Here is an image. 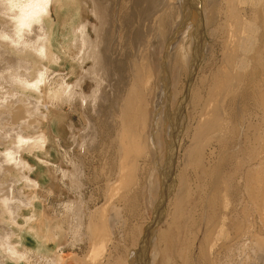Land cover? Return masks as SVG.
I'll use <instances>...</instances> for the list:
<instances>
[{
  "label": "rangeland",
  "instance_id": "obj_1",
  "mask_svg": "<svg viewBox=\"0 0 264 264\" xmlns=\"http://www.w3.org/2000/svg\"><path fill=\"white\" fill-rule=\"evenodd\" d=\"M59 1L62 2L49 0L47 16L42 18L47 34L48 32L50 34L49 42L45 41L46 57L38 56L33 50L17 51L13 45L0 43V78L7 76L12 70L13 66L10 67L9 61L6 62L8 58L27 64L28 68H21L19 73L25 75L29 82L25 90L12 87L7 90L10 95L5 100L0 98L3 102L0 105V151L3 154L6 152L5 148L13 145L12 139L16 131L22 130V136L25 137L20 143L31 141L29 136L32 135L44 136L39 147L31 150L29 149L31 143H28L26 145L28 149L20 150L22 160L32 168L30 172L25 169L24 173L36 180L38 185L33 183L28 186L17 166L16 170L6 171L2 168L0 171V194L4 193L7 184L11 183L15 185L14 189L18 196H24L30 202V205L22 203L20 210H17L16 222L8 215L0 218V234L8 231L9 235L7 234L6 238L10 236L8 240L18 254L11 257L2 256L3 264H48L51 256L56 255L55 260H57L59 254L63 258L61 262L65 264H124L128 251L136 248L139 250L140 246L143 248L146 246L148 228L151 229L155 222V207H152L154 200L155 206L164 211H162L163 215L157 216V219L160 217V224L159 230L158 227L155 229V234L157 230L159 233L155 241L160 264H244L243 259L246 255L245 259L249 261L246 264L251 262L264 264L261 258L256 262V259L251 257L249 249L246 250L248 253L242 254V262L237 263L236 258H232L234 261L231 262L227 260V253L223 248L219 249L218 245H211L216 244L218 234H223V238L232 237L236 221L245 224L252 233L257 231L264 238V229L258 215L253 213L250 202L245 200V195L242 196L244 177L241 176L245 173L242 174L243 172L240 171L238 177H230L234 175L236 163L244 151L242 147L244 137L238 139L234 127L237 128L238 122L241 121L239 113L244 106L246 111L252 114L257 111L253 96L260 90L259 84L261 87L264 86V66L255 70L259 73L256 74L257 81L250 83L249 77L248 80L243 79L242 84L236 85L232 95L222 99L225 103L220 102L221 113H224L222 123L224 122L223 126L227 131H224L226 134H221L224 136L220 143L210 141L212 129L207 125L210 117L208 107L213 98L212 93H207V82L211 74L214 77L217 66L222 63L221 51L227 49L231 51L232 44L238 45L240 23L243 20L249 21L252 7L249 4L239 3V0L228 6L225 0H222L214 10L222 43L215 44L209 38V50L193 72L187 67L185 72H182L183 69L175 66L174 62L178 61V56L175 55L173 61L171 60L169 78L171 75L173 91L177 94L176 98H179L175 101L177 103L174 108L172 102L171 109L174 110L178 104L182 108L185 119L182 125L184 130L175 144L172 170L170 169L169 174L165 172L166 179L169 180L164 182L158 179L157 192L154 190L156 193L154 191L148 193L146 178L152 162L158 156H162L163 161L167 159L165 129L160 135V143L163 141L160 153L156 152L154 154L156 156L152 157L146 154L137 160V174L134 172L135 180L126 186V189L129 187L128 191L125 187L122 188L120 181L122 179L123 182L127 175L119 166L121 153L115 138L121 127L120 108L129 96H136L134 103H138L144 109L149 108L153 99L150 111L152 113L154 111L155 96L160 89L157 88L159 68L168 43L167 35L162 40L161 49H164L156 53L153 73L150 77L153 79L147 86V75L145 76L143 66L141 67L139 56L140 50L145 45L141 40L143 43L147 42L145 39L153 33L156 15L158 14L157 18L159 14L160 17L164 15L161 14L165 11V2L76 0V9L70 8L71 17L67 16L63 21L57 16L56 11ZM150 3H154L156 9ZM147 11H150V14ZM152 16L153 18L155 16V21ZM1 24H4V20L0 18ZM62 27L64 29H61ZM143 33L145 35L147 33V37ZM26 34L32 35L28 31ZM185 51H188L186 43ZM58 56L61 59L57 62L58 59L55 58ZM245 63H248V59ZM72 65H75L74 70ZM44 68H46V77L43 82H39L40 90L30 87L37 76V70L43 71ZM192 88L193 92H199L201 98L205 99L204 104L201 101H194L189 96ZM66 89L71 92L69 96L62 92ZM248 90L251 91L250 95H246ZM15 91L18 93L15 94ZM56 92L59 93L58 97L52 98ZM152 92L154 97L152 96L151 99ZM187 94L185 99L184 96ZM93 98L97 103L91 101ZM34 99L40 100L41 104L35 105L32 102ZM206 101L209 102L206 104ZM88 102L90 107L87 108ZM23 106L30 115L17 117L16 109ZM51 110L65 114V130L61 138H58L50 123ZM30 119L35 121L29 123ZM245 120L248 122L249 118L246 117ZM141 128L140 125L138 131H141ZM49 135L51 141L55 142L54 147L48 141ZM239 140L243 141L239 142ZM196 147H201L204 152L202 161L204 170L195 164L196 161L189 162L187 159L186 163L187 154ZM54 152L57 154L56 159L51 156ZM215 165L219 166L220 175L223 177L219 179L216 187L213 186L215 175L211 171H205L207 168L212 170ZM8 171L10 172L7 173ZM48 173H52L53 183L59 186L56 192H52L48 186ZM14 178L16 181L13 183L11 180ZM171 182L174 183V187L167 195L165 193L170 191ZM225 182H230L233 186L231 191L235 189V192H232L230 197L231 201L234 200L233 203L224 212L222 211V214L219 212L220 208L218 210L220 195L219 193L215 195V192L219 190L222 192ZM179 191L180 195L177 197ZM207 194L208 200H206ZM120 197H123L121 202H117ZM115 202L119 205H115ZM66 205L71 208L69 214L64 209ZM212 213L215 214L214 220ZM48 215L53 218L51 222L49 220L51 227L60 226L62 223L66 229L65 238L56 245L51 240L48 242ZM66 216L67 225L60 220ZM102 217L109 220L107 224L110 239L101 242L90 241L92 233L89 230V223L92 220V224L96 225ZM56 219L57 221L54 222ZM213 227L215 233L207 238V233ZM167 230L172 232H168V236H165L164 231Z\"/></svg>",
  "mask_w": 264,
  "mask_h": 264
},
{
  "label": "bare ground",
  "instance_id": "obj_2",
  "mask_svg": "<svg viewBox=\"0 0 264 264\" xmlns=\"http://www.w3.org/2000/svg\"><path fill=\"white\" fill-rule=\"evenodd\" d=\"M61 1H62L61 3L59 1V7L56 9V11H57V16L64 21L65 18L69 16V13H71L70 8L72 9V7H74V9H76L77 1L76 0H70L71 2H68V0H61ZM158 1L160 3V0ZM161 1L165 2L164 3L165 11L164 13L161 14L164 15L160 17L159 14V18H157L158 14L156 15L157 20L156 19L155 20L157 24L156 23L154 24L155 25L154 27L156 29L153 28L154 29L153 33L147 39H145L147 37V33L146 35L145 33H143L146 36L145 37L143 35V37H145L143 39H145V41L147 42L143 43V40H141L142 44L145 45L142 50L139 49L140 50L139 60L141 63V67L143 66V69L145 71V76L147 75L146 77V86H147L148 82L153 79V78L150 79V77L151 74L153 73L154 59L156 53L164 49V48L161 49L162 40L165 35H167L168 37L167 40L168 43L165 50V54L161 59V64L159 68V87L157 88L160 89H158L155 96L154 111L153 113L152 111H150L152 107L151 102L153 101L152 96L154 97L153 94L154 92H152L151 95L152 100L150 101L149 108L147 107L145 109L142 108L138 103H134L136 100V96H129L127 101L120 108L121 127H120V132L117 134L115 138L116 144H118L121 153L119 166L121 170L123 169V172H125L127 175V178L123 179V182L122 179L120 181L121 184L123 185L122 188L125 187L126 189V186H128V184L132 183L135 180L134 172L138 170L137 160L146 154H149L152 157V156H156L154 155L156 152L160 153L163 143V141L162 143H160V135L163 133L162 132L163 129H165L166 131L165 148L167 153V159L163 161L162 156H158L156 157V160L152 162L148 172V176L146 178V184H147L146 186H148L149 189L148 193L150 191L153 192L154 190L157 192L158 179H161V181L164 182L166 180L167 181L169 180L166 179L167 174L165 172H168L169 174L170 169L172 170V165H173L172 160L174 157V153L176 151L175 144L177 143V140L181 136V132L184 130L182 129L183 127L182 125L185 119H183L184 112L182 108L178 104L174 110L171 109L172 102L174 103L173 105L174 108L175 103H177L175 101L176 100L178 101L179 99L176 98L177 94L173 91L174 90L173 83L170 80L171 75L169 78L171 62L173 61V58L176 55L178 56L177 57L178 61L174 62L175 66H178L179 69H183L182 72L183 71L185 72L186 67L189 70L191 69V71L193 72V70L197 67L201 59L205 56V54L209 50L208 48L210 43L209 38L215 44H221L223 41L219 33V23L216 25L217 17L214 14V10L217 8L218 4L222 2V0H161ZM235 2L236 0H225V3L228 6L230 5L232 6ZM239 3L249 4L252 7L249 21L246 22L243 20V22L240 23L241 28L240 26L239 28L241 30H240V39L238 45L235 46L234 44H232L233 50L231 51H229L228 49L224 52L221 51V60H222V63L220 64L221 66L220 65L217 66L216 71L214 73V77L213 74H211V78L207 82L208 83L207 93L208 94L212 93L213 95L212 102L208 107L209 108L208 115H210V117L207 120V125L209 128L212 129L210 132V141L212 140L213 142L216 141L218 143H220V141L223 140L222 136L224 135L221 134L225 133L224 131H226L225 130L226 128L223 126L224 122L222 123L224 113L223 114L221 113V109L219 106L220 102L224 101L222 100L225 99L224 97L232 95L233 94L232 91L235 89L236 85L242 84L243 79L248 80L249 77L250 83L253 81H257L258 77L256 76V74L259 73H257L255 70L264 66V40H263L264 0H239ZM47 4H49V0H0V14L2 16L0 18L4 20V24L0 25V43L4 42L8 45H13V47L17 51L20 50L27 51L28 49L33 50L34 52H36L38 56L42 58L46 57L45 41L49 42L50 34L49 32L47 34L46 27L44 26L42 18L45 15L47 16L46 14ZM150 4L153 5L154 3H150ZM153 8L156 9L155 6ZM147 12H149L148 14H150V11ZM154 18L153 21H155ZM57 22H59V20ZM211 26H213L212 29ZM48 29H49V25H48ZM61 29L64 28L62 27ZM26 31L31 32L32 35H27ZM185 43L188 46V51H185ZM262 50H263L262 52L263 56L261 53ZM236 51L239 52L240 54H238ZM55 59H58L57 60L58 62L60 61L61 58L58 56ZM246 59H248V63H245ZM46 60H48V58H46ZM8 61L11 64L10 67L11 66L13 67L11 72L10 73L8 72L7 76L4 75L0 78V96H2L0 98H2V100H5L10 95L7 93L8 89L12 87H19L25 90L26 87H28L27 84L29 83L27 81V77L19 73V70L23 67L26 68L27 64L20 60L7 58L6 62ZM74 66L75 65H72V70H74ZM45 70L46 68H44L43 71L37 70V76L34 79V81L31 82L30 87H35L37 89L40 88L39 82L40 81L43 82L46 77ZM35 72L36 71H34V73ZM48 72H50V70H48ZM259 88L260 90L254 93L255 95L253 96L254 104L256 106L257 111L254 114H252L246 111V106H244L239 113L241 121L238 122L237 128L234 127L237 131L238 139L241 136L244 137V145L242 146L241 144V146L244 147V151L242 157L236 163L234 169L235 173L233 172L234 175L230 177L233 176L238 177L240 171L243 172L242 174L245 173L244 176H241V178L244 177L243 180L244 190H242V196L245 195L246 199L244 197L243 198L246 201L250 202L253 213L258 215L259 220L261 222L260 224L264 229V86L262 85L261 87V85L259 84ZM146 89L148 90L147 87ZM193 91L194 89L192 88L191 92L189 93V96L192 97L194 101L196 102L201 101L202 104H204L205 99L201 98L199 92H193ZM62 92L67 96H69V94L71 93L70 90L68 89ZM17 93L18 92H16L15 94ZM248 94L250 95L251 91L248 90L246 95ZM58 95L59 93L56 92L52 95V98H57ZM187 96L188 94L185 95L184 98ZM184 98L182 99V101H184ZM91 101H93L94 104L97 103L95 101V98H93ZM32 102H34V104L37 105L41 101L34 99ZM90 102L86 104L87 108L90 107L89 105ZM208 102L209 101H206V104ZM2 104L3 102H1L0 100V105ZM35 109H37V107ZM25 114H27L26 116L30 115V113L25 108V106L16 109L15 111V115L17 117L25 116ZM50 115H51L50 123L52 125V128L54 132H56V134L58 135V138H61L62 135H64L63 132L65 130L64 129L65 114L58 111H52ZM246 117L249 118L248 122L245 120ZM33 121L35 120L30 119L29 123H32ZM131 122L132 124H130ZM226 123L227 121L225 122V124ZM137 125L138 127L140 125L142 126L141 131H138V127L136 128ZM29 137L31 141H28L27 143H20L25 139V137L22 136V130L16 131L12 139L13 145L5 148L6 152H4L3 154L0 151V153L2 154L0 155V171L2 168H5L6 171L16 170L15 167L17 166L18 167L17 169L21 170L20 173L22 177H25V181L28 186L32 185L33 183L38 185V182L24 173L25 169L28 172H30V170L32 171V168L30 167V165L27 164V162L22 160L20 150L28 149L26 148L28 147L26 146L28 145V143H31L29 149L32 150L35 147H39L41 142L44 140L43 134L40 136L38 135L36 137L33 135ZM48 141L54 147L55 142L51 141L50 135L48 137ZM242 141L239 140V142ZM53 149L55 150V148H52V150ZM51 156L53 159H56L57 154H55L54 152L51 153ZM203 156H204V152L202 151L201 147L193 148L192 151L187 154L186 163H187V159L189 162L196 161L195 164H198V166L204 170L203 167L204 165L202 163ZM219 163L220 162H218V165ZM7 164L8 165L10 164V166H7ZM218 165H215L216 167L213 166L212 170L208 168L205 169V171L206 170L211 171L212 174L215 175V181H213L214 187H216L219 179L221 180L223 178L220 175L219 172L220 169L218 168L219 167ZM131 167H132V172H131ZM10 171H8L7 173H9ZM51 177H52V173L50 174L48 173V178H49L48 186H50V190H52V192L54 191L56 192L59 186L57 187L56 184L53 183ZM11 181H13L14 183L16 181V178L12 179ZM173 185L174 183L171 182L169 187L170 191H167V193L165 194L168 195V193L171 192V190L174 187ZM231 185L232 184L230 182H225L223 191L221 192L219 190V192L218 191L215 192V195L218 193L220 195V199L218 203V210L220 208L219 210L220 213H222V211L224 212L227 208H229L231 203H233L232 201H234V200L231 201L232 198L230 199V197H232L231 193L235 192V189H232L233 191H231V187H233ZM14 186L15 185L8 183L6 187V191L0 194V206H1L0 218L2 219L4 215H8L10 219L15 220L16 222V218H18V216H16L17 210H20V206L22 205V203L23 204L29 203L30 205V202L26 200V197L21 196L22 197L21 198L20 196H18V193L14 189ZM128 188L129 187H127V189ZM152 195L154 196L155 194L153 193ZM179 195H180V191L177 197ZM150 197H148V199ZM122 198L123 197H120L119 200H117V202L118 201L121 202ZM153 200L154 199H152V201ZM206 200H208V194L206 195ZM117 202H115L114 204L119 205ZM14 204H16V206ZM153 206L155 207L154 208L155 222H153L154 224L152 225L151 229L150 227L148 228L149 233L147 234L146 246L145 248H143V246H140L139 250L138 248H136L135 250L128 251L127 258L124 264H158V262L160 264L159 254H158L159 252L157 250V246H156L157 244L155 240H157L156 238L159 234L158 230L160 224V217H158L157 219V216H159L160 214L163 215L162 213L164 211L163 209L159 210L158 207H156L157 205L155 206V200L152 207ZM64 209L67 210L68 214L71 212V208L68 205H66ZM51 218L48 215V242L51 240L53 241V244L56 245L57 243H61V240L65 238V235L67 233H65L66 230L65 226H63L60 221H59V223H61V225L59 224L60 226L56 225V227H51L52 224L49 223V220L51 222L53 219ZM74 218H76V216H74ZM214 218H215V214L212 213V219L214 220ZM60 220L62 222H65V225H67L66 224L68 223L67 216L66 218ZM56 221L57 219L54 222ZM107 222H109V220L107 218L103 219L102 217L99 223L93 225L91 220V223H89L90 224L89 230H91L92 233L90 241L96 242L97 240L101 242L102 240L106 241L110 239L109 226ZM157 227L158 230L155 234V229ZM214 227L207 233V238H210L211 236H213L212 234L215 233ZM234 230L232 237L230 238L229 237L223 238L222 237L223 234L220 235L218 234L217 236L218 239H216L217 240L216 244L212 243L211 245L212 246L218 245L219 249L223 248L227 253V254L225 253L226 257L228 258L227 260L231 261L233 260L232 258L234 259L236 258L237 263L241 261L243 257L242 254L244 253L246 254L247 249L251 250V257L256 259V262L258 258L264 260V238L261 235H259L257 231L252 233L251 229H249L245 224L240 223L238 221H236ZM168 232L171 233L172 231L171 230L164 231L165 236H168L169 234ZM7 234L8 231L0 234V253H1L0 264L4 263L2 262V260H4L2 256L11 257V255L16 254L17 252L14 249V246L8 240L10 236L6 238ZM169 245L171 244L169 243ZM229 256L231 258H229ZM56 257H57L56 255L53 257L51 256V259L48 260V264H65L61 262V260L63 259L61 254L58 255L57 260H55ZM245 258H247V255L243 259L245 260V262L243 261L244 264H246V262H249ZM251 264H253V262H251Z\"/></svg>",
  "mask_w": 264,
  "mask_h": 264
}]
</instances>
